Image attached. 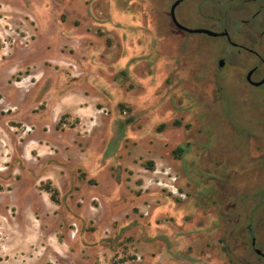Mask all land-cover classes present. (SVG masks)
<instances>
[{
	"label": "rangeland",
	"instance_id": "obj_1",
	"mask_svg": "<svg viewBox=\"0 0 264 264\" xmlns=\"http://www.w3.org/2000/svg\"><path fill=\"white\" fill-rule=\"evenodd\" d=\"M133 2L0 0V264H264L245 244L250 228L264 249V87L229 67L218 81L224 40L185 33L156 43L151 98V35L126 19L152 14L160 35L165 5ZM195 2L178 10L191 27L206 23ZM115 107L130 133L89 176Z\"/></svg>",
	"mask_w": 264,
	"mask_h": 264
},
{
	"label": "flooded vegetation",
	"instance_id": "obj_2",
	"mask_svg": "<svg viewBox=\"0 0 264 264\" xmlns=\"http://www.w3.org/2000/svg\"><path fill=\"white\" fill-rule=\"evenodd\" d=\"M129 1V6L135 3L133 0ZM153 6L148 5L140 9L143 12L158 11L156 6L158 4L165 5L163 12L164 23L163 30L160 35H155L151 24L152 14H147L145 22L141 23L151 35L148 38L147 60L148 62V75L146 82H148V91L150 95L152 91H156L164 84L166 68L163 66L166 54L156 57V43L161 39L172 40L173 38H182L185 33H201L213 38H222L226 44L224 50L221 51L214 58V67L206 68L211 74L219 76V72L227 67L235 70L236 80L243 82V84L251 87L262 88L264 87V0H195L197 4L198 17L204 24H197L193 27L189 26L187 20L178 14L181 2L184 0H152ZM33 14V12H31ZM130 14V13H129ZM128 14V15H129ZM125 14H122L124 16ZM127 15V16H128ZM127 24L134 25L136 20L132 15L127 17ZM137 23H140L137 21ZM209 31V33L207 32ZM152 32V34H151ZM154 33V34H153ZM186 37V36H185ZM147 40V36H144ZM133 43V42H132ZM128 71V70H127ZM121 72L127 75L126 70L121 69ZM163 78V81H162ZM164 92L161 93L163 95ZM157 100L148 98V103L143 106V111L150 116L157 119L161 117L157 113ZM134 116H130V118ZM127 116H118L116 125L112 130L110 144L102 151H97L94 148H89L84 152L82 158L83 169L87 171L89 176H95L104 162L110 161L113 146L114 133H126L129 135V124L133 122ZM118 141V140H117ZM107 154V155H105ZM261 175L264 176V170H260ZM246 240H249L251 250L259 257L264 258V249L256 246L255 237L251 235V229H245ZM245 246V245H244ZM244 264H251L247 260H240ZM253 264V263H252Z\"/></svg>",
	"mask_w": 264,
	"mask_h": 264
},
{
	"label": "trees",
	"instance_id": "obj_3",
	"mask_svg": "<svg viewBox=\"0 0 264 264\" xmlns=\"http://www.w3.org/2000/svg\"><path fill=\"white\" fill-rule=\"evenodd\" d=\"M127 26V28H129V27H131V28H133V29H136V28H138V30H143V29H145V27L143 26V25H141L140 23H137V21L134 23V25H132V26H129V24L128 25H126ZM126 28V29H127ZM128 32V31H127ZM151 34H152V32H151ZM151 96V95H150ZM151 98H152V96H151ZM121 105V107H122V104H120ZM114 109V111H115V119H114V123H118L117 122V117L118 116H120V110H119V108H113ZM120 136H121V133L119 134V138H120ZM182 150V146L180 145V146H178V147H176V149L174 150L175 152H177V151H181ZM150 166H151V164H150ZM57 193V190H53L52 191V193H51V199L52 200H57L56 199V197H55V194ZM149 235L151 234L149 231L147 232Z\"/></svg>",
	"mask_w": 264,
	"mask_h": 264
},
{
	"label": "water",
	"instance_id": "obj_4",
	"mask_svg": "<svg viewBox=\"0 0 264 264\" xmlns=\"http://www.w3.org/2000/svg\"><path fill=\"white\" fill-rule=\"evenodd\" d=\"M209 33V31H207Z\"/></svg>",
	"mask_w": 264,
	"mask_h": 264
}]
</instances>
